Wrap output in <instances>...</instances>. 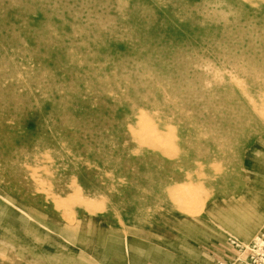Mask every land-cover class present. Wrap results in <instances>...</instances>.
Here are the masks:
<instances>
[{
  "label": "rangeland",
  "instance_id": "374dc122",
  "mask_svg": "<svg viewBox=\"0 0 264 264\" xmlns=\"http://www.w3.org/2000/svg\"><path fill=\"white\" fill-rule=\"evenodd\" d=\"M256 1L261 5L246 10L232 0H0L1 52L12 50L7 45H13V37L27 41L52 30L55 49L43 56V64L59 70L63 59L76 53L72 58L80 65L75 67V74L86 72L99 82L105 79L99 90L106 96L121 94L131 104L141 99L151 101L148 89L157 98L165 89L179 91L187 103L185 108L202 122L197 130L206 138L196 147L207 151L205 157L212 148L230 160L231 172L221 171L207 186H225L227 177L237 183L246 181L234 198L237 201L227 199L217 206L203 196L196 202L200 208L189 201L193 205L187 211L184 208L180 222H171L166 228L150 225L146 231L137 230L136 234L149 235L134 242V181L127 180L131 186L126 190L122 179L82 178L112 185L102 193L94 187L86 191L89 198L102 195L103 207L108 213L113 211L112 220L102 221L78 217L70 209L60 217L34 185L17 180L14 173H5V177L0 175V264H264V0ZM3 66L0 63V68ZM208 67L215 74L221 68L233 74L221 92L194 78ZM16 82L20 83V78ZM3 86L0 83L2 95ZM78 87L83 89L81 83ZM186 95L190 97L187 100ZM251 101L262 104L260 116L255 109L247 108ZM1 102L0 111L4 106ZM0 116L16 118L5 113ZM0 126V152L13 146L29 150L40 135L83 131L77 127L33 131L28 124L26 131L19 132L1 121ZM182 134L186 138L191 135L188 131ZM46 140L43 143H48V151H53L56 146ZM75 142L57 149L93 151L81 157L90 164L120 160L134 167V151L139 150L130 144L121 149L129 151V156L109 154L107 146L92 148ZM44 147L42 143L32 145L36 150ZM149 147L152 144L145 148ZM28 154L32 155V150ZM202 157L194 162L202 163ZM124 191L125 198L112 197ZM237 218L244 219L243 225H251L248 236L233 226ZM66 220H71L72 227H81L82 238L63 235L59 226L67 224ZM90 226L94 228L89 230ZM96 226L102 229L99 237L90 235L93 229L94 234L99 233ZM142 247L150 252H139Z\"/></svg>",
  "mask_w": 264,
  "mask_h": 264
},
{
  "label": "bare ground",
  "instance_id": "6f19581e",
  "mask_svg": "<svg viewBox=\"0 0 264 264\" xmlns=\"http://www.w3.org/2000/svg\"><path fill=\"white\" fill-rule=\"evenodd\" d=\"M232 1L246 10L261 5V2L256 0ZM193 19V23H195L196 18ZM11 42L14 46L7 45V49H12L10 52L0 51V63L4 65L0 68V83H4L3 95L0 94V102L2 101L4 106L0 115L5 113L6 116L15 115L16 118L11 120L2 117V115L0 121L5 127H16L19 132L24 128L26 131L28 124L31 125L33 131H42L45 128L48 131L58 132L61 129L74 127L81 128L83 131H76V134H72L70 131L63 136L40 135L34 139L32 145L42 143L45 147L37 148V150L31 145L29 150L26 148L17 150L13 146L6 152H0V175L4 176L5 173H8L12 176L11 173H14V178L17 180L20 179V181L34 185V190H40L47 200L51 201L53 209L57 210L58 214L60 213V217H63L65 211L70 209L78 217L102 221L112 220L113 211L108 213L103 207L102 195H97L96 198L85 196L86 191H91L92 187L102 193L111 189L112 185H103L100 184L101 182H94L92 179L93 182L84 181L85 179L82 178L87 176L90 179V177L96 176L112 181L122 179V183L126 182V190L131 186L127 181L129 179L134 181L135 242L138 239L145 240L149 235L148 232L136 234L137 230L146 231L150 225L164 228L171 222H180L181 216L179 217V215L184 208L187 211L193 205L189 204L191 203L189 201L195 202L196 205V202L198 203L205 196L211 198L212 204L217 205L221 203L220 201L234 199L244 183L246 184V181L242 179L237 183L233 181L232 177H227L225 181L228 185L221 186L222 184H220L216 188L207 186V183L212 184V180L221 171H225L223 173L231 172L228 165L230 160L226 161L227 156H224L220 150H213L212 148L208 149L209 156L205 157L204 154L207 151L199 150L196 147L206 138L197 130V126L199 128V123L202 122H197L194 119V113H190L185 108L187 103L180 98L179 94L181 93L179 91L165 89L157 98L153 96L154 92L148 89V96L151 101L141 99L130 104L121 94L106 96L101 92L99 88L102 87L100 86L103 85L102 83H105L103 82L105 79L99 82L97 78L90 77L86 72L75 74L78 72L76 66L80 65L76 58H72L76 53L72 57L67 54L68 58L63 59L65 63L59 67V70L43 64V56L55 49H53V45H56V42L52 30H47L41 37L28 38L27 41L13 37ZM15 46L20 49L15 48ZM32 46L34 47L32 48ZM36 47L42 56L37 53ZM221 69L219 74H215L212 67L203 68L194 75V78L202 79L209 88L221 92L224 90L222 88L224 84L231 81L233 75L228 68ZM17 77L20 78V83L16 82ZM79 83L83 85L82 90H79ZM87 96L90 98H86ZM188 98L190 97L186 95L185 99ZM248 103L247 108L253 109V111L255 109L260 116L263 111L262 104L257 101ZM185 130L191 133L187 138L182 134L186 133ZM46 139L50 140V143L52 141V144L56 146L55 149H52L53 151H48L50 148L46 147L47 142L43 143V140ZM75 141L87 143L92 148L107 146L110 148L109 154L123 153L129 156V151L121 149L127 148L130 144H134V147L139 150L134 151V167L120 160L94 161V164H90L82 160L81 157H86L93 151H75L73 153L72 151L64 152L62 149H57L64 148L62 145L68 146L77 143ZM5 142H9V140H5ZM8 144L6 143V145ZM147 144H152V147L146 149ZM30 150H32V155L28 154ZM159 157L161 160L158 159ZM197 157H202L203 162L200 164L194 162ZM75 177L77 178L75 179ZM59 181L66 182L60 184ZM125 194L126 191L112 197L123 199ZM196 206L199 207V205ZM18 207L20 208V206ZM195 208L193 210H196ZM69 214L66 213V216ZM68 217L70 218V216ZM66 221L67 224L64 223L59 226L61 232L64 233L63 235L82 238L84 233L81 227H72L71 220ZM242 221L244 219L237 218L233 226L239 229L243 235L248 236L252 232V227L250 224L243 225ZM90 227L89 230L94 228ZM97 229L99 233L94 234L95 229H93L90 235L99 237L102 229L100 227ZM139 252L145 254L149 253L150 250L142 247Z\"/></svg>",
  "mask_w": 264,
  "mask_h": 264
},
{
  "label": "built area",
  "instance_id": "2783aa9c",
  "mask_svg": "<svg viewBox=\"0 0 264 264\" xmlns=\"http://www.w3.org/2000/svg\"><path fill=\"white\" fill-rule=\"evenodd\" d=\"M258 243L262 244V242L258 241Z\"/></svg>",
  "mask_w": 264,
  "mask_h": 264
}]
</instances>
